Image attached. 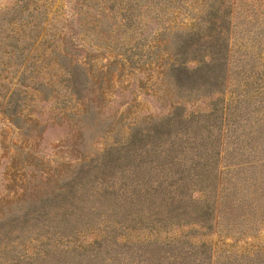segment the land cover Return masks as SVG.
<instances>
[{
	"label": "rangeland",
	"instance_id": "1",
	"mask_svg": "<svg viewBox=\"0 0 264 264\" xmlns=\"http://www.w3.org/2000/svg\"><path fill=\"white\" fill-rule=\"evenodd\" d=\"M0 264H264V0H0Z\"/></svg>",
	"mask_w": 264,
	"mask_h": 264
},
{
	"label": "trees",
	"instance_id": "2",
	"mask_svg": "<svg viewBox=\"0 0 264 264\" xmlns=\"http://www.w3.org/2000/svg\"><path fill=\"white\" fill-rule=\"evenodd\" d=\"M209 13V11H208ZM206 18L204 17L201 22L205 23L206 22ZM72 29V28H71ZM74 30V29H72ZM195 35V33H190L187 35V37L193 36ZM73 36V35H72ZM95 53H88V55H94ZM181 63H179L177 65V68L175 69V71L178 72L177 74V84H179V86H181L182 88H184L188 83H193L194 81H191L190 79L191 77V71L189 70L188 66L180 61ZM185 73L187 76H189V79H183L181 78V75ZM180 110V109H179ZM178 112V111H177ZM182 114L177 113L178 117H181ZM167 122L165 123H161L160 125L154 126V129L148 134L149 138H157L158 140L161 139V137L164 135V126H166ZM139 132H137L138 134ZM151 141V139H149Z\"/></svg>",
	"mask_w": 264,
	"mask_h": 264
}]
</instances>
